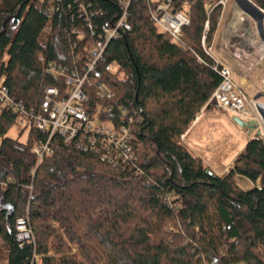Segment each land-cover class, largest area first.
Masks as SVG:
<instances>
[{
    "label": "trees",
    "instance_id": "trees-1",
    "mask_svg": "<svg viewBox=\"0 0 264 264\" xmlns=\"http://www.w3.org/2000/svg\"><path fill=\"white\" fill-rule=\"evenodd\" d=\"M119 1L63 0L56 11L53 0H2L0 76L13 96L34 106L48 87L64 92L63 80L47 75L40 59L68 74L76 67L78 42L70 28L85 24L69 16L68 5H90L101 29L120 16ZM187 1L173 0V6L181 10ZM220 1L190 2L183 46L157 30L146 0L135 1L132 31L110 42L100 69L115 97L103 104L113 107L117 121L120 108L139 114L132 168H116L56 137L54 156L32 176L33 148L45 136L30 130L25 142L8 137L16 118L0 113V264H35V246L16 239V220L27 213L38 249L59 225L80 247L84 264H264V140L254 135L225 176L181 142L221 83L203 48L217 32ZM251 1L264 11V0ZM7 205L14 207L12 217ZM83 263L45 258L42 264Z\"/></svg>",
    "mask_w": 264,
    "mask_h": 264
},
{
    "label": "built area",
    "instance_id": "built-area-1",
    "mask_svg": "<svg viewBox=\"0 0 264 264\" xmlns=\"http://www.w3.org/2000/svg\"><path fill=\"white\" fill-rule=\"evenodd\" d=\"M58 3L59 11L63 0H53ZM138 0H120V16L111 26H102L96 29L94 19L97 14L91 6L77 3V9L70 4L67 7L69 16L78 18L85 24V29L72 25L70 36L76 37L73 55L76 67L72 74L67 68L56 62H47L44 58L40 61L46 67V74L57 79H62L64 92L57 87H48L43 98L34 106H27L19 102L11 93L6 84V76H0V113L9 112L16 118V123L21 133L36 130L45 136L33 148L37 164L31 171L34 176L38 167L45 158L54 156L51 147L53 139L60 138L66 145H74L80 150L89 151L103 158L112 166L120 169L132 168L137 162L133 144L137 141L136 127L141 123L137 111L120 108V120L113 117V107L104 105L115 97L112 89L104 81L100 64L112 40H117L126 32L132 31L131 5ZM183 4L181 10H176L173 0H146L151 21L157 30L167 34L172 41L183 46L184 30L191 24L190 2ZM229 0H221L222 16L227 11ZM211 5L207 6L209 10ZM221 16V17H222ZM221 21V19H220ZM220 24V22H219ZM82 46V48L80 47ZM206 54L214 61L213 69L221 77V83L214 91L207 106L216 105L219 109L241 119L244 122H257L258 126L251 130L250 135H259L264 140V119L261 115V104L256 96L251 93V88L258 87L256 82L243 85L235 76L232 66L224 64L214 55L212 44L203 42ZM7 61L5 57L4 62ZM198 62L203 61L198 58ZM114 67V66H113ZM199 118L197 117L196 120ZM186 134L181 136V142L186 143ZM138 173V172H137ZM7 183H4L5 186ZM259 184V182H258ZM33 187H30L32 192ZM16 239L19 243L33 244L35 246L33 261L42 264L45 258L58 262L60 259H70L69 255L55 256L53 246H46L45 253L36 247V239L30 222L29 213L18 218L15 224ZM58 260V261H57Z\"/></svg>",
    "mask_w": 264,
    "mask_h": 264
},
{
    "label": "rangeland",
    "instance_id": "rangeland-1",
    "mask_svg": "<svg viewBox=\"0 0 264 264\" xmlns=\"http://www.w3.org/2000/svg\"><path fill=\"white\" fill-rule=\"evenodd\" d=\"M1 3L2 0H0V5ZM233 5L234 0H229L227 9L231 10ZM251 90L253 89L251 88ZM260 101L264 102V99H260ZM198 118L199 121L196 120L187 132L185 145L193 154L194 152L199 154V158L201 157L212 173L216 175L228 174L230 169L233 168L234 161L250 140L251 130L238 126L233 121L234 117L214 104L209 106L207 110L204 109L198 115ZM8 137L25 142L27 133H21L19 127L15 125L9 131ZM230 164L231 166L226 168ZM241 184L244 187H248L246 181H241ZM0 208H2L1 204ZM55 228L57 229L56 236L50 240L48 245L41 247V253H45L46 246L49 247L51 245L53 246L51 247L52 253L58 258L61 254H66L70 256V259H76L83 263L84 261L80 256V247L71 241L70 236L66 232L67 229L59 225H55ZM168 229H171V226ZM86 245L90 246L89 249L91 251L94 250V252L98 253V250L92 244L86 243Z\"/></svg>",
    "mask_w": 264,
    "mask_h": 264
},
{
    "label": "crops",
    "instance_id": "crops-1",
    "mask_svg": "<svg viewBox=\"0 0 264 264\" xmlns=\"http://www.w3.org/2000/svg\"><path fill=\"white\" fill-rule=\"evenodd\" d=\"M261 39L256 23L242 11L234 0L233 8L227 9L225 15L221 17L211 44L214 48V55L224 64L234 68L239 82L243 85L252 81L256 82L258 87L251 90V93L261 104H264L260 101L264 99V40ZM260 108L264 112V107ZM194 154L199 158L198 153L194 152ZM225 175L222 173L218 176Z\"/></svg>",
    "mask_w": 264,
    "mask_h": 264
},
{
    "label": "water",
    "instance_id": "water-1",
    "mask_svg": "<svg viewBox=\"0 0 264 264\" xmlns=\"http://www.w3.org/2000/svg\"><path fill=\"white\" fill-rule=\"evenodd\" d=\"M239 7L242 9V11L247 14L257 25V30L261 36V38L264 40V11L259 8L257 5H255L251 0H236ZM260 107H264V105H260ZM261 115L264 119V112L261 111ZM233 121L240 126L241 128H246L249 130L255 129L258 126L257 122H244L241 119L234 117ZM260 135V133H259ZM261 189V187H258ZM8 209V217H12L14 213V207L11 205H7Z\"/></svg>",
    "mask_w": 264,
    "mask_h": 264
}]
</instances>
